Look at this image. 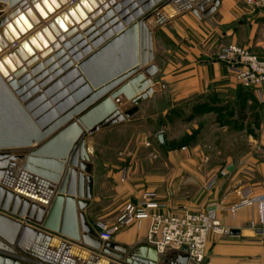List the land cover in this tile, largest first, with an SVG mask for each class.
<instances>
[{
    "label": "water",
    "instance_id": "1",
    "mask_svg": "<svg viewBox=\"0 0 264 264\" xmlns=\"http://www.w3.org/2000/svg\"><path fill=\"white\" fill-rule=\"evenodd\" d=\"M219 3L0 0V216L20 255L42 264H79L69 258L75 253L88 264H188L186 246L159 255L146 242L129 247L97 236L84 213L92 197L85 140L151 95L152 35L177 13L170 5L206 18ZM34 162L56 168L39 170L38 188L28 189L16 178L26 179ZM6 252L14 250L0 245V264H31Z\"/></svg>",
    "mask_w": 264,
    "mask_h": 264
},
{
    "label": "crops",
    "instance_id": "2",
    "mask_svg": "<svg viewBox=\"0 0 264 264\" xmlns=\"http://www.w3.org/2000/svg\"><path fill=\"white\" fill-rule=\"evenodd\" d=\"M170 7L177 13L167 16L152 35L146 87L150 85L153 91L131 117L115 124V128H129L138 138L152 142L151 148L142 146V150L149 155L155 152L160 159L139 163L130 158L124 181H119L118 157L115 169L110 163H94L92 159V197L84 209L86 219L97 231L95 223H112L125 202L137 201L143 194L160 203L165 211L196 212L215 204L218 219L230 233L210 236L203 264H264V238L257 234L264 221V202L230 209L247 193L264 195V161L253 156L258 151L248 147L246 134L234 138L228 126L244 117L233 116V107L240 111L241 106L258 97L263 104L264 84L257 89L243 85L218 58L220 49L230 43L264 56V11L252 8L245 0H220L206 18L176 4ZM143 86L138 89L142 91ZM173 121L181 129L180 135L168 134ZM213 124L220 126L216 128L219 132L213 135L215 142L206 144L200 132L208 125L213 128ZM159 131L163 132L162 143L157 140ZM262 139L261 134L264 150ZM211 154L215 156L210 158ZM17 162L22 166L24 161ZM34 164L40 167L35 168L38 171L28 170L26 179L20 173L16 178L28 189L38 188L32 181L37 172H53L56 168ZM226 166H230L227 175H221L219 171ZM1 221L0 232L6 236L0 235V244L19 255L20 251L7 241L13 227ZM148 228V220L140 226L123 227L108 241L129 247L141 242L153 245ZM52 241L58 244L60 238ZM57 250L49 249L51 253ZM75 254L69 258L88 264L82 255Z\"/></svg>",
    "mask_w": 264,
    "mask_h": 264
},
{
    "label": "built area",
    "instance_id": "3",
    "mask_svg": "<svg viewBox=\"0 0 264 264\" xmlns=\"http://www.w3.org/2000/svg\"><path fill=\"white\" fill-rule=\"evenodd\" d=\"M254 9L264 11V0H245ZM5 5H0L4 10ZM218 58L225 61L236 79L243 85L259 88L264 84V56H259L247 48L234 43L223 46ZM146 145H149L146 143ZM232 166V165H230ZM226 166L219 171L227 175ZM125 173L122 169L120 181H124ZM264 202V195L252 196L247 193L243 199L230 207L232 211L243 205ZM161 204L143 194L137 201H127L117 218L112 223H97V236L102 241L111 240L113 234L123 227L140 226L145 220L149 221L148 237L159 255L169 251L180 250L186 246L188 261L192 264H203L207 255L208 243L211 235H229L230 229L221 223L217 217V206L210 204L204 210L165 211ZM257 234L264 238V221L257 230Z\"/></svg>",
    "mask_w": 264,
    "mask_h": 264
},
{
    "label": "rangeland",
    "instance_id": "4",
    "mask_svg": "<svg viewBox=\"0 0 264 264\" xmlns=\"http://www.w3.org/2000/svg\"><path fill=\"white\" fill-rule=\"evenodd\" d=\"M232 114L233 116L238 114L244 116L242 117V119L236 118V121L231 122L230 125H228L231 132L233 133V137L234 135L240 136L246 134L248 137V147H251L258 151V153H255V155L253 156L258 157L259 160L264 161V150L261 146L262 143L260 144L261 134L263 135L262 140L264 141V102L262 104L259 100V97L257 100L256 98H253L251 99V101L247 102L246 105L241 106L240 111L239 109L236 110L235 107H233ZM218 126L219 125L217 124H213V128H210V125H208V129L204 127V131L202 130L200 132L201 141L205 142L206 144L215 142L213 135H216L219 132L216 129ZM168 134H170L171 136L181 134V129H179L177 125L174 124V121L172 122L171 127L168 129ZM234 138H232V141L236 142ZM146 143H148L149 145H146ZM151 143L152 142L150 141L142 140V138L140 137L138 138L137 134H134V132H132L129 128H115V124L105 127L103 130H101L100 132H96L94 135L88 136L85 140V144L90 156V164L92 163V159L94 163L104 161L112 164L114 167L113 169H115L116 156L118 157V160L120 162L118 171L121 174V171L123 169L125 173V179L127 178L129 166L128 164L131 161L130 158L134 159L133 161H138L139 163H149L151 160H153V162L156 160L159 161L160 158L155 152H152L149 155L148 153L146 154V152L144 153V151L142 150V146L151 148L153 144ZM208 156L211 158L215 156V154H211ZM217 156L221 157L222 155ZM29 171L32 170L29 169ZM60 209L62 212H64V202H62ZM97 223H95L96 230L98 229ZM35 264L38 263L36 262Z\"/></svg>",
    "mask_w": 264,
    "mask_h": 264
},
{
    "label": "bare ground",
    "instance_id": "5",
    "mask_svg": "<svg viewBox=\"0 0 264 264\" xmlns=\"http://www.w3.org/2000/svg\"><path fill=\"white\" fill-rule=\"evenodd\" d=\"M138 86H139V84H138ZM137 86V87H138ZM18 174H19V172H18ZM4 221H5V216H0ZM4 217V218H3ZM7 218V217H6ZM9 219V218H8ZM5 237V236H4ZM56 237V236H55ZM7 241H8V243H10V244H12L14 247H15V245H14V243L10 240V238H7ZM1 246H3L2 244H0ZM7 248V247H6ZM16 248V247H15ZM7 249H9V248H7ZM3 252V251H2ZM5 252V251H4ZM7 253V252H6ZM7 254H10V255H12V256H16V257H19V258H21V259H23V260H25V261H27L28 263H31V264H35L37 261H33L32 259H30V258H26V257H24V256H22V255H16L15 253H7ZM33 261V262H32ZM38 264H42V263H40V262H38Z\"/></svg>",
    "mask_w": 264,
    "mask_h": 264
}]
</instances>
